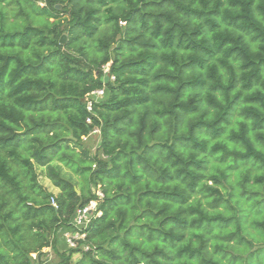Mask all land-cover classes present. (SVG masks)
I'll return each mask as SVG.
<instances>
[{"label": "trees", "instance_id": "obj_1", "mask_svg": "<svg viewBox=\"0 0 264 264\" xmlns=\"http://www.w3.org/2000/svg\"><path fill=\"white\" fill-rule=\"evenodd\" d=\"M262 257L264 0H0V264Z\"/></svg>", "mask_w": 264, "mask_h": 264}, {"label": "built area", "instance_id": "obj_2", "mask_svg": "<svg viewBox=\"0 0 264 264\" xmlns=\"http://www.w3.org/2000/svg\"><path fill=\"white\" fill-rule=\"evenodd\" d=\"M39 5L44 6L42 5V3H40ZM112 81H114V77L110 76L107 67H103L102 88L90 92L85 99L84 105L89 115L85 120L87 125L92 124L91 116H95L94 114L95 106L99 104L101 101H103L105 98L106 95L105 84L107 82H112ZM100 134L101 131L99 127H92V129L87 135L81 137V140L82 142H87L91 138L94 139L97 138L96 141H100ZM94 146L98 148L99 143L94 144ZM97 148L94 147V150H97ZM95 193L97 196L95 200H91L87 205L76 210L72 220V226L74 231H69L64 233V237H63L64 243L69 248L76 247V242L84 238L82 230L88 226L91 220L101 215V212L99 210V203L103 199V194L99 190H96ZM50 201L51 204L55 207L56 205L54 199L51 198ZM85 250H87V248H85Z\"/></svg>", "mask_w": 264, "mask_h": 264}, {"label": "rangeland", "instance_id": "obj_3", "mask_svg": "<svg viewBox=\"0 0 264 264\" xmlns=\"http://www.w3.org/2000/svg\"><path fill=\"white\" fill-rule=\"evenodd\" d=\"M37 3H38V5L41 3V2H38L37 1ZM43 5V4H42ZM40 6V5H39ZM7 8L8 9H12V6H10V5H8L7 6ZM60 9V8H59ZM97 140V138L96 139H92V141H88L87 142V144H85L87 147H90V150H91V153H95L96 152V150H94V147L95 148H97L96 146H94V144H96V143H100V141H96ZM92 146H94V147H92ZM98 149V148H97ZM61 171H62V174L66 177V178H70V174L66 171V169L65 168H63V169H61ZM37 173L39 174V183L42 185V186H44L48 191H50L51 193H53L54 195L55 194H57V192H56V190H55V188L53 187V185H52V183L45 177V175L43 174V171L42 170H40V169H37ZM73 181H75L76 182V178L73 176ZM209 184H212L211 182H209ZM59 242L61 243V240H59ZM257 244V243H256ZM255 244V245H256ZM62 246V245H61ZM62 249H65V247H63ZM43 253H45L46 254V256H45V259L46 260H53L54 259V255L52 254V252L51 253H49V250L48 249H44L43 250ZM31 257L34 259L35 258V255L33 254V255H31ZM73 260H76V258H74ZM259 260V262H260V264H264V257H262L261 259H258Z\"/></svg>", "mask_w": 264, "mask_h": 264}, {"label": "water", "instance_id": "obj_4", "mask_svg": "<svg viewBox=\"0 0 264 264\" xmlns=\"http://www.w3.org/2000/svg\"><path fill=\"white\" fill-rule=\"evenodd\" d=\"M56 8L59 9V6H56ZM64 42H65V36H62V37L60 38L59 43H60V44H64ZM75 192H76L77 194H79V191H78L77 189H75Z\"/></svg>", "mask_w": 264, "mask_h": 264}, {"label": "crops", "instance_id": "obj_5", "mask_svg": "<svg viewBox=\"0 0 264 264\" xmlns=\"http://www.w3.org/2000/svg\"><path fill=\"white\" fill-rule=\"evenodd\" d=\"M55 190H56V192H58V190L55 188ZM50 192V191H49ZM64 233L65 232H63L62 234H61V237H59L60 239L59 240H61V242L63 241V237H64Z\"/></svg>", "mask_w": 264, "mask_h": 264}]
</instances>
